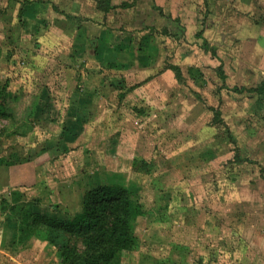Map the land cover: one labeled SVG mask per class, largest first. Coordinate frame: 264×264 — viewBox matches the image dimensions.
<instances>
[{
  "label": "rangeland",
  "instance_id": "obj_1",
  "mask_svg": "<svg viewBox=\"0 0 264 264\" xmlns=\"http://www.w3.org/2000/svg\"><path fill=\"white\" fill-rule=\"evenodd\" d=\"M159 8L0 0V264H64L61 243L70 263L85 240L59 232L50 241L43 217L72 216L106 184L142 205L130 221L136 246L119 264H264V94L232 90L264 73L247 52L204 55L194 33L205 0ZM94 86V132L62 138L75 130L67 99ZM27 161L37 166L31 188L2 176Z\"/></svg>",
  "mask_w": 264,
  "mask_h": 264
},
{
  "label": "trees",
  "instance_id": "obj_2",
  "mask_svg": "<svg viewBox=\"0 0 264 264\" xmlns=\"http://www.w3.org/2000/svg\"><path fill=\"white\" fill-rule=\"evenodd\" d=\"M131 2L123 1L119 7L127 8ZM113 8L107 5L105 10ZM157 10L160 8L155 6ZM207 15V10L204 13ZM205 19L201 18L199 24L202 26L194 33L195 37L201 40L199 47L211 57H217L216 50L203 37ZM216 75L224 83L225 75L222 70V62L215 67ZM5 85V84H4ZM3 88L0 89L2 91ZM235 92L248 91L257 95L264 94V80L250 87H233ZM4 92V91H2ZM6 95L0 102V117L7 115ZM142 212V205L135 198L133 193L124 187L111 185L95 186L83 196L81 204L70 217H59L50 215L43 217V225L48 229L50 241L56 239V233L62 235L80 236L85 240V248L72 257L68 263L66 259L72 256L66 243L58 246L59 257H63L64 264H119L122 255L132 251L137 243V238L130 230V221L133 217Z\"/></svg>",
  "mask_w": 264,
  "mask_h": 264
},
{
  "label": "crops",
  "instance_id": "obj_3",
  "mask_svg": "<svg viewBox=\"0 0 264 264\" xmlns=\"http://www.w3.org/2000/svg\"><path fill=\"white\" fill-rule=\"evenodd\" d=\"M155 6L162 7L163 0H154ZM207 3V15L203 27L202 35L209 42L210 45L216 47V54L221 56L224 49L231 50V56L236 59L239 51L247 52L244 55L246 58H257L259 64L255 66L254 70H259L258 74L264 73V3L263 0H205ZM153 13V12H152ZM152 15V14H151ZM153 18V15H152ZM94 26V24H92ZM202 28V26L200 25ZM89 26L86 27L88 29ZM90 29V28H89ZM85 30V28H84ZM88 43L93 45L91 49L92 57L95 58V34L88 35ZM87 39L85 38V41ZM241 43V44H239ZM247 44V45H244ZM252 44L255 50L251 51L245 46ZM76 49V48H75ZM257 49V50H256ZM202 50V49H201ZM249 51V52H248ZM204 55L208 56L203 50ZM220 53V54H219ZM252 53V54H251ZM115 57V54H114ZM222 57V56H221ZM129 59V58H128ZM95 60V59H94ZM92 61V60H91ZM127 61V60H126ZM109 62L115 63L113 58ZM118 62V59H117ZM219 62H222L219 59ZM264 80V79H262ZM261 80V81H262ZM52 85V84H49ZM95 85V84H94ZM54 86V85H53ZM52 89V88H49ZM66 91V90H65ZM73 104L71 100L67 99L68 107L71 112L66 115L65 122L75 125V130L71 133L65 132L62 138L69 140H77L81 136L85 137L87 133L94 132V128L89 124L95 123V86L89 90H83L76 94ZM71 96V94L69 95ZM71 108H74L71 109ZM37 166L32 161H27L21 164L12 165L9 175H2L7 177V180L18 182L26 188H31L35 184ZM89 179H95L94 173L89 174ZM92 186V185H91ZM70 189L69 186H67ZM94 187V186H93ZM92 188V187H91ZM73 191V189L71 190ZM68 190L66 196H68ZM67 200V197H66ZM65 199L63 201L66 202ZM79 205L76 206V208Z\"/></svg>",
  "mask_w": 264,
  "mask_h": 264
}]
</instances>
